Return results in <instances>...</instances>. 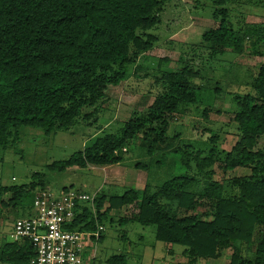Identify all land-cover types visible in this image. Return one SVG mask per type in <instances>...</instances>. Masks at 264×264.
I'll return each instance as SVG.
<instances>
[{
    "label": "trees",
    "instance_id": "16d2710c",
    "mask_svg": "<svg viewBox=\"0 0 264 264\" xmlns=\"http://www.w3.org/2000/svg\"><path fill=\"white\" fill-rule=\"evenodd\" d=\"M169 1L0 0V150L18 141L20 127L32 126L47 132L67 130L85 107L102 103L107 90L125 82L129 68L153 49L156 37L149 32L158 26ZM221 14L220 24L202 36L212 59L244 53L249 37L256 36L264 47V24L241 34L227 20V11ZM153 82L155 87L150 93L155 100L145 115L131 118L120 135L106 134L69 159L53 162L49 171L65 173L121 164L127 147L140 139L149 157L158 156L161 150L178 152L186 169L195 163L203 173L213 164L216 149L212 147L209 157H202V150L193 154L190 147L173 148L172 143H167L169 123L191 106L205 102L204 106L211 107L209 93L215 95L219 88L204 89L195 83L187 67L177 72L164 71ZM249 86V93L234 99L239 109L234 121L240 141L226 154L224 163L228 170L245 168L252 175L233 181L232 196H227L224 185L210 174H204L202 180L177 175L157 187L147 184L141 198L136 191L109 197V208L103 213L106 198L97 196L93 206L79 207L70 230L95 232L99 226L106 229L112 210L141 201L139 213L124 222L155 226L159 242L184 248L185 264L216 260L229 250L230 264H264V149H258L264 136V64ZM209 110L203 111L205 116ZM217 138L211 137L209 143L214 144ZM155 163L161 167L156 159ZM35 190L33 185L22 193L29 205L20 218L33 216L35 196L44 189ZM5 191L0 187V197ZM181 211L185 216L180 217ZM259 231L261 241L251 253L248 247ZM34 256L28 241H10L1 249L0 263L28 264ZM109 263L128 264V259L126 255L114 256Z\"/></svg>",
    "mask_w": 264,
    "mask_h": 264
},
{
    "label": "rangeland",
    "instance_id": "374dc122",
    "mask_svg": "<svg viewBox=\"0 0 264 264\" xmlns=\"http://www.w3.org/2000/svg\"><path fill=\"white\" fill-rule=\"evenodd\" d=\"M220 1L170 0L158 26L149 32L156 37L153 49L129 68L125 82L107 90L102 103L85 107L81 117L67 130L47 132L32 126L19 128L18 141L0 150V187L7 189L0 197V252L10 240L8 236L14 221L29 205V199L22 193L33 185L36 186L35 192L41 189L61 192L75 188L84 190L95 199L103 195L107 201L109 197H122L129 191L138 192L141 198L147 184L157 187L173 176L188 175L202 180L204 174H210L214 181L224 185L225 194L232 196L233 181L252 175L251 170L245 168L226 169L224 160L240 141L238 124L234 121L239 109L234 99L238 94L251 91L249 84L264 64V47L256 36L249 37L247 51L215 60L210 57L211 51L202 36L220 24L222 10L227 11V20L237 33L247 34L253 27L262 28L264 0H225V4ZM184 67L193 73L195 83L202 84L204 89L219 88L215 95L209 93L211 107L204 106L205 102L191 106L184 114L173 116L169 123L167 143H172L173 148L190 147L193 154L202 150V157H209L212 147L216 149L213 164L203 173L195 163L186 169L178 152L161 150L158 156L149 157L141 148L140 139L127 147L121 164L65 173L49 171L48 166L53 162L69 159L97 138L106 134L120 135L131 118L145 115L153 104L155 98L150 93L155 87L153 79L164 71L177 72ZM208 108L205 116L203 111ZM216 135V142L210 144V138ZM258 149H264V136ZM155 159L161 163L160 168ZM137 164L147 169H138ZM140 203L136 201L130 207L109 213L104 237L94 248L95 254L88 259L89 264H111L110 258L120 255L128 257V264H170V257L163 260L167 252L165 244L156 239L155 226L124 222L139 213ZM109 205L108 201L105 202L101 213ZM183 216L185 214L181 211L180 217ZM261 238L259 231L254 243L260 242ZM168 249L179 254L172 263H183V247L171 245ZM227 252L228 256L218 262L199 260V264H227L226 259H230L232 250Z\"/></svg>",
    "mask_w": 264,
    "mask_h": 264
},
{
    "label": "built area",
    "instance_id": "2783aa9c",
    "mask_svg": "<svg viewBox=\"0 0 264 264\" xmlns=\"http://www.w3.org/2000/svg\"><path fill=\"white\" fill-rule=\"evenodd\" d=\"M95 198L78 189L59 194L51 190L39 191L33 203V216L14 222L9 235L13 242L28 241L35 252L28 264H89L95 251L92 248L106 229L73 231L77 210L81 205H94ZM83 212L80 211V214Z\"/></svg>",
    "mask_w": 264,
    "mask_h": 264
},
{
    "label": "crops",
    "instance_id": "0c3cea01",
    "mask_svg": "<svg viewBox=\"0 0 264 264\" xmlns=\"http://www.w3.org/2000/svg\"><path fill=\"white\" fill-rule=\"evenodd\" d=\"M73 189H75V188H73ZM64 190V189H63ZM79 190V189H78ZM81 190V189H80ZM84 191V190H83ZM57 194H59L60 192H56ZM131 205H128V206H126V207H130ZM126 207H124V208H126ZM108 208L106 207L105 208V210H107ZM118 211H121V210H118ZM108 216H109V214H108ZM14 225V224H13ZM12 229H13V226L11 227V231H12ZM11 231H10V233H11ZM10 233H9V235H10ZM255 238V237H254ZM8 239H10L9 238V236H8ZM13 242L11 239L9 240V242ZM163 243V242H162ZM165 244V243H164ZM165 246V248H166V252H167V256L165 257H163V260L165 261L166 259H168L169 257H170V264H175L174 262H176V257L175 256H179V254L177 255L174 251H172V250H169L168 248H170V246L168 245V244H165L164 245ZM256 246H257V243H253V245H251V246H249L248 247V251L249 252H251V253H253L252 251L256 248ZM226 254H228V252H226L222 257H220V258H218V259H216L215 260V262H218V261H220L221 259H223V258H226L228 255H226ZM231 255V254H230ZM128 258V257H127ZM230 259H231V256H230ZM230 259L229 258H227L226 260H227V264H230ZM174 260V262L172 263V261ZM182 261H183V263H181V264H185V263H187V259L185 258V257H183L182 256ZM181 261V262H182ZM1 264H3V263H1Z\"/></svg>",
    "mask_w": 264,
    "mask_h": 264
}]
</instances>
